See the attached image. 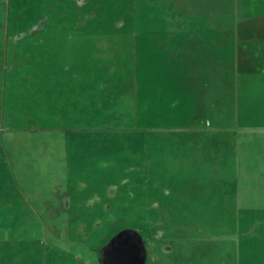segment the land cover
I'll use <instances>...</instances> for the list:
<instances>
[{
    "label": "rangeland",
    "instance_id": "obj_1",
    "mask_svg": "<svg viewBox=\"0 0 264 264\" xmlns=\"http://www.w3.org/2000/svg\"><path fill=\"white\" fill-rule=\"evenodd\" d=\"M101 256L264 264V0H0V264Z\"/></svg>",
    "mask_w": 264,
    "mask_h": 264
},
{
    "label": "trees",
    "instance_id": "obj_2",
    "mask_svg": "<svg viewBox=\"0 0 264 264\" xmlns=\"http://www.w3.org/2000/svg\"><path fill=\"white\" fill-rule=\"evenodd\" d=\"M125 231H121V232H119L113 239H111L110 241H109V243L105 246V248L107 247H111L113 244H115V242H117V241H119V239H120V236L122 235V233H124ZM104 248V249H105ZM103 249V250H104ZM101 258H102V261H103V264H108V261H106V260H104L103 259V257L101 256ZM113 264H122L120 261H116V262H113Z\"/></svg>",
    "mask_w": 264,
    "mask_h": 264
}]
</instances>
